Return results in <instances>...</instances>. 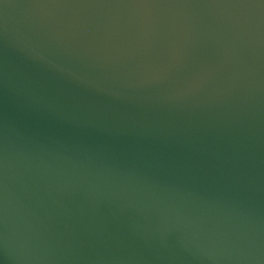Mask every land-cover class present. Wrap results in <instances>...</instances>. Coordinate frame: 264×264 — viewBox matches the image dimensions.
Wrapping results in <instances>:
<instances>
[{"label":"water","instance_id":"95a60500","mask_svg":"<svg viewBox=\"0 0 264 264\" xmlns=\"http://www.w3.org/2000/svg\"><path fill=\"white\" fill-rule=\"evenodd\" d=\"M0 264H264V0H0Z\"/></svg>","mask_w":264,"mask_h":264}]
</instances>
